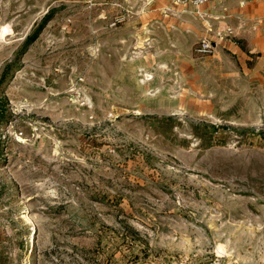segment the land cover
Segmentation results:
<instances>
[{"label": "rangeland", "instance_id": "1", "mask_svg": "<svg viewBox=\"0 0 264 264\" xmlns=\"http://www.w3.org/2000/svg\"><path fill=\"white\" fill-rule=\"evenodd\" d=\"M176 7L0 0V264H264V14Z\"/></svg>", "mask_w": 264, "mask_h": 264}, {"label": "crops", "instance_id": "2", "mask_svg": "<svg viewBox=\"0 0 264 264\" xmlns=\"http://www.w3.org/2000/svg\"><path fill=\"white\" fill-rule=\"evenodd\" d=\"M150 1L154 9H156L169 4L171 0ZM253 1L254 0H248L243 4H240L238 0H206L197 6L186 1L182 3H174V6H177L176 14L178 16L183 18L185 16L184 12L188 13L186 14L190 16L191 21L189 26L197 34V39L205 34L204 27L206 24H209L211 30L206 33V35L211 40L213 48L220 44L221 47L236 51V49H238L237 45L239 41L245 37V34H241L245 29L242 30L243 21L240 19L245 20V18L253 16V13L264 14V8L259 10V13L254 9V4H252ZM235 16H238L239 20H236ZM231 20L233 23L230 22ZM181 23L182 22L180 21L179 24ZM226 26L232 28L230 34H225L222 38H215L213 36L214 29H224Z\"/></svg>", "mask_w": 264, "mask_h": 264}, {"label": "built area", "instance_id": "3", "mask_svg": "<svg viewBox=\"0 0 264 264\" xmlns=\"http://www.w3.org/2000/svg\"><path fill=\"white\" fill-rule=\"evenodd\" d=\"M173 3H182L189 1L194 6H197L201 4L202 2L206 0H171ZM245 1L248 0H238L240 4H243ZM211 30V26L209 24H206L204 27L205 34H203L198 41L196 42V45L194 46V51L197 53H206L211 51L213 48L211 40L208 38L206 33H208ZM232 32V28L230 26L224 27V29H214L213 30V36L215 38H222L225 34H230ZM222 256L220 255H214V257L207 262V264H240L235 261H224L221 259Z\"/></svg>", "mask_w": 264, "mask_h": 264}, {"label": "trees", "instance_id": "4", "mask_svg": "<svg viewBox=\"0 0 264 264\" xmlns=\"http://www.w3.org/2000/svg\"><path fill=\"white\" fill-rule=\"evenodd\" d=\"M2 111H1V109H0V117H2L3 116V113H1ZM1 153H2V143H1V140H0V155H1Z\"/></svg>", "mask_w": 264, "mask_h": 264}]
</instances>
